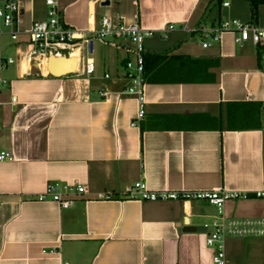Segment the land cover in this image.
<instances>
[{
    "label": "crops",
    "instance_id": "0c3cea01",
    "mask_svg": "<svg viewBox=\"0 0 264 264\" xmlns=\"http://www.w3.org/2000/svg\"><path fill=\"white\" fill-rule=\"evenodd\" d=\"M16 1L18 39L7 30L0 36V54L15 59L0 72L7 82L0 84V152L12 156L0 162V264H212L203 225L214 207L139 202L121 192L137 181L152 191L264 189V76L255 49L237 47L231 34L203 49L181 29L228 20L227 8L207 11L213 0H57L75 32L105 16L154 32L144 41L146 114L131 127L137 103L122 95L130 45L92 43L90 77L75 58L69 75L52 76L44 62L21 74L27 32L47 8L43 0ZM169 24L175 30L160 37ZM149 55L175 59L151 63ZM50 182H76L87 194L61 210L38 201ZM109 192L112 200L95 197ZM224 214L264 220V200L228 201ZM260 242L231 243L227 264H264Z\"/></svg>",
    "mask_w": 264,
    "mask_h": 264
},
{
    "label": "built area",
    "instance_id": "2783aa9c",
    "mask_svg": "<svg viewBox=\"0 0 264 264\" xmlns=\"http://www.w3.org/2000/svg\"><path fill=\"white\" fill-rule=\"evenodd\" d=\"M0 6V36L4 30L10 40L17 41L20 34L19 16L21 8L16 0H2ZM47 8L46 18L34 21L27 32L28 40L24 44L28 50L23 54L20 62L21 74L26 75L31 70L33 63H47L48 58L76 59L80 66L81 74L87 77L95 73V64L89 59L92 53L91 45L94 40L100 42H126L130 45L124 71L127 87L122 95L133 98L137 103L136 117L131 122V127H137L146 114V101L144 87L146 85L144 58L146 55L144 41L154 35V32L144 30L139 25L126 26L119 18L102 17L86 32H75L67 28L61 19V10L57 0H43ZM229 3L223 2L222 8H228ZM189 35L197 36L203 49L219 44L224 34L233 35V42L240 48L250 44L258 56L260 70L264 76V20L242 22L238 19H228L213 24L200 23L194 28H181ZM175 30L169 24L159 30L160 37ZM15 64L12 57L0 54V72ZM106 79L109 75L104 76ZM1 85L7 82L0 79ZM102 96L107 92H102ZM12 103L15 99L12 98ZM12 156L0 152V162L11 161ZM261 170L264 174V164ZM87 194L85 186L79 183L50 182L38 196V201L46 199L55 203L61 210H69L76 204L75 196ZM123 198L139 202H166L176 201L185 203L206 202L216 209V215L203 225L205 231V245L212 250V264H227L226 241L228 239H258L264 242V220L262 219H230L224 214V206L228 201L247 200L249 198L264 200V189L254 192H236L227 190L212 191H152L143 181L128 185L121 192ZM98 200H112V193H98ZM43 251V254L54 253Z\"/></svg>",
    "mask_w": 264,
    "mask_h": 264
},
{
    "label": "rangeland",
    "instance_id": "374dc122",
    "mask_svg": "<svg viewBox=\"0 0 264 264\" xmlns=\"http://www.w3.org/2000/svg\"><path fill=\"white\" fill-rule=\"evenodd\" d=\"M223 2H228L230 5V8L224 9V11L222 12V13H224V15H222V16L225 19L226 18L236 19L237 17L240 18L242 15H243L244 19H247L250 17L249 16L250 15V9H249V6L245 0H224ZM257 19L259 22L264 20V6H261L258 8ZM205 23L209 24L210 22L205 21ZM99 42H100L99 40H96V41L94 40L93 43L98 44ZM109 44H112V43L109 42ZM247 45L250 46V44H247ZM236 46L239 47L238 45H236ZM95 55H96V51L94 50L93 56H95ZM246 240H248V239H246ZM256 240H258V239H256ZM233 242H242V240L241 239H228L226 241V251H227L228 247L230 250L232 249L231 243H233ZM261 242H260V244H261L260 253H264V242L263 241H261Z\"/></svg>",
    "mask_w": 264,
    "mask_h": 264
},
{
    "label": "trees",
    "instance_id": "16d2710c",
    "mask_svg": "<svg viewBox=\"0 0 264 264\" xmlns=\"http://www.w3.org/2000/svg\"><path fill=\"white\" fill-rule=\"evenodd\" d=\"M223 1L224 0H213L212 1L213 4L207 7L208 8L207 11H211L213 8V10H215V12L217 14H219ZM245 1L247 2L249 9H250L251 21H256L258 8L261 6H264V0H245ZM214 21L218 22L219 20H217V18H216ZM214 21H213V23H214ZM148 59L150 60L151 63H153V62H159L161 60L162 61L173 60V59H175V57L164 58V57L159 56V55H151V56L149 55L146 60H148ZM197 76H198V78L201 77L198 74H197ZM168 80H169V83H171L173 80V77H170ZM199 80H200V78H199ZM174 83H177V82H174Z\"/></svg>",
    "mask_w": 264,
    "mask_h": 264
},
{
    "label": "water",
    "instance_id": "95a60500",
    "mask_svg": "<svg viewBox=\"0 0 264 264\" xmlns=\"http://www.w3.org/2000/svg\"><path fill=\"white\" fill-rule=\"evenodd\" d=\"M109 4L108 1L103 2L102 6H107ZM91 47V46H90ZM60 60L69 61L71 59L67 58H56V57H50L47 60V72L55 77H61L65 75L72 74L74 72L68 71L72 67V65L65 66V63H59ZM67 70V71H66Z\"/></svg>",
    "mask_w": 264,
    "mask_h": 264
},
{
    "label": "bare ground",
    "instance_id": "6f19581e",
    "mask_svg": "<svg viewBox=\"0 0 264 264\" xmlns=\"http://www.w3.org/2000/svg\"><path fill=\"white\" fill-rule=\"evenodd\" d=\"M72 59H73V58H72ZM72 59L69 60V61L60 60L59 63H65V66H68V65L70 66V65H72V64L70 63V61H72ZM69 66H68V67H69ZM77 66H78V64H77ZM71 67H72V66H71ZM66 71H67V70H66ZM68 71L73 72L74 70H72V68H71L70 70L68 69Z\"/></svg>",
    "mask_w": 264,
    "mask_h": 264
}]
</instances>
